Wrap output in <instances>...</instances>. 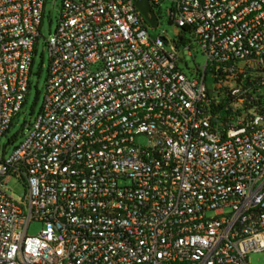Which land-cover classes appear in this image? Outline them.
<instances>
[{"label": "built area", "instance_id": "2783aa9c", "mask_svg": "<svg viewBox=\"0 0 264 264\" xmlns=\"http://www.w3.org/2000/svg\"><path fill=\"white\" fill-rule=\"evenodd\" d=\"M169 1L193 35L181 47L148 33L136 0H61L41 108L0 149V264L264 251V0ZM45 2L0 0V137L26 102ZM192 41L204 63L187 74Z\"/></svg>", "mask_w": 264, "mask_h": 264}, {"label": "rangeland", "instance_id": "374dc122", "mask_svg": "<svg viewBox=\"0 0 264 264\" xmlns=\"http://www.w3.org/2000/svg\"><path fill=\"white\" fill-rule=\"evenodd\" d=\"M61 0H46L42 21L40 24V35L36 44L34 62L30 74V88L26 96V102L23 104L20 112L13 120L10 129L0 137V149L5 146V155H9L14 147L23 139L27 132L29 122H32L41 108L45 91V84L48 76L49 54L45 46V39L49 34L54 32L57 24L58 10ZM170 6L169 0H159V4L155 5V11L158 16V23L155 26L147 28L148 33L152 37L162 34L169 40L171 44L182 46V41L188 42L193 40V35L188 30L177 26V24L169 19L167 9ZM192 55L186 54L183 50L181 54L185 57V62H178L187 74L188 71L196 65H203L204 55L200 52L197 44L192 41L190 48ZM143 139L140 138L139 142ZM7 187L8 192L17 200L23 196L24 185L19 180H11ZM41 227L38 221L30 222L28 226V234H35ZM249 264H264V251H253L248 254Z\"/></svg>", "mask_w": 264, "mask_h": 264}, {"label": "water", "instance_id": "95a60500", "mask_svg": "<svg viewBox=\"0 0 264 264\" xmlns=\"http://www.w3.org/2000/svg\"><path fill=\"white\" fill-rule=\"evenodd\" d=\"M135 5L149 26L157 25L158 20L149 0H136Z\"/></svg>", "mask_w": 264, "mask_h": 264}, {"label": "trees", "instance_id": "16d2710c", "mask_svg": "<svg viewBox=\"0 0 264 264\" xmlns=\"http://www.w3.org/2000/svg\"><path fill=\"white\" fill-rule=\"evenodd\" d=\"M184 29L188 30L187 28L183 27Z\"/></svg>", "mask_w": 264, "mask_h": 264}]
</instances>
